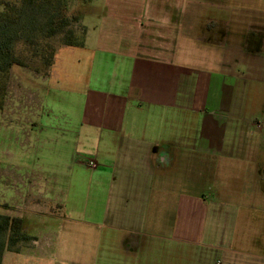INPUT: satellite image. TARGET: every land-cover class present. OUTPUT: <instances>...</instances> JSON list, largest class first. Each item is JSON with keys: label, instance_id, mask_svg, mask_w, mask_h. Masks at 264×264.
<instances>
[{"label": "crops", "instance_id": "crops-1", "mask_svg": "<svg viewBox=\"0 0 264 264\" xmlns=\"http://www.w3.org/2000/svg\"><path fill=\"white\" fill-rule=\"evenodd\" d=\"M183 1L169 17L100 22L96 35L80 18L84 46H61L79 65L58 48L43 76L28 75L48 86L44 97L31 91L36 113L16 132L30 137L14 156L31 152L49 208L88 221L96 248L112 247L102 264H264L263 105L241 79L264 76V0ZM50 182L70 195L57 198ZM163 191L176 199L165 228Z\"/></svg>", "mask_w": 264, "mask_h": 264}, {"label": "rangeland", "instance_id": "rangeland-1", "mask_svg": "<svg viewBox=\"0 0 264 264\" xmlns=\"http://www.w3.org/2000/svg\"><path fill=\"white\" fill-rule=\"evenodd\" d=\"M54 1V0H53ZM66 3L69 15H80L82 22L89 30L94 28L97 34L99 29L94 25L102 24V29L107 30L109 26L117 20H131L152 18L153 14L160 17V10L163 9V18L169 17L175 12L172 8L166 14V7L169 4H175L177 0H62ZM199 1L207 5L208 0H193ZM192 0H184L183 4L188 5ZM232 3L234 1H231ZM148 6L155 8L148 12ZM234 6V5H233ZM174 8V6H172ZM206 6L203 8L205 9ZM201 10L200 14L203 18L207 16V10ZM188 11V10H187ZM203 11V12H202ZM170 12L172 14H170ZM205 19L204 21H206ZM203 21V22H204ZM73 22H79L73 21ZM72 22V23H73ZM80 25H82L80 23ZM71 25H69L70 27ZM68 27V29H69ZM82 27V26H81ZM101 27V26H100ZM112 28V27H111ZM110 28V29H111ZM204 27H200L203 29ZM198 27L196 28V30ZM70 30V29H69ZM195 30V28H194ZM92 31V30H91ZM93 32V31H92ZM92 32H90L92 34ZM192 30L189 29V33ZM201 32V31H200ZM195 33V31L193 32ZM112 34V32H111ZM80 35H74L80 37ZM183 35H181L182 37ZM186 38V37H185ZM200 39H208L209 34L201 33ZM60 36L52 38L48 43L55 49L59 50V55L69 60L70 65H79L71 62L69 56H66L65 48L61 47ZM188 39V38H186ZM189 40H191L189 38ZM187 51L191 52L192 44L190 42H181ZM184 50L182 45H179ZM69 49V48H66ZM76 53L80 50H75ZM21 56L24 59L25 67H14L9 71L6 83L5 98L2 109L0 110V214L16 217H29L25 219V224L28 229L27 234L31 240L20 243L16 252H4L2 264H102L101 261L112 260L113 250L107 245L103 250V245L97 246L98 236L95 234V227L87 225L88 221L83 219H72L66 217L65 213L59 208L52 210L49 208L50 202H46L49 198L48 191H43L44 187L39 185L36 170L35 159L30 152L28 155L15 157L13 152L14 147L22 141H28L30 134L20 137L16 132L24 131L29 128L32 115L37 109V100L32 95L31 91L45 96L46 87L41 86V83L32 79L30 76H41L48 70L49 67L43 66L41 60L34 57L28 50H21ZM76 54V55H77ZM78 58V57H76ZM81 67L86 65L84 56L79 59ZM262 65H264V51L261 57ZM247 76V77H246ZM254 73L249 71L248 75L242 77V84L246 86L249 99H255L256 103L263 105V111H259L257 123L264 127V76L259 81H254ZM261 78V77H260ZM258 82V83H256ZM56 81H50L49 86L55 84ZM56 116V119H54ZM51 118L57 122H62L60 115L53 113ZM24 125V126H23ZM258 130V129H257ZM264 133V130H258ZM263 131V132H262ZM24 135V134H23ZM44 182L48 174L42 173ZM49 184V183H47ZM46 184V185H47ZM55 189L53 194L57 198L63 200L68 195L62 185L57 186L50 182ZM87 182L82 181L78 184L76 193L79 195L85 194ZM47 188V186L45 187ZM52 194V195H53ZM72 195V192H71ZM173 194L163 191V228L166 224H173L174 213L176 212V201L172 198ZM157 205L161 202L155 201ZM79 207V203H77ZM94 209V205H89ZM35 217V218H34ZM162 224L158 219V226ZM100 236H108L107 233ZM51 240V245L48 248V242Z\"/></svg>", "mask_w": 264, "mask_h": 264}, {"label": "trees", "instance_id": "trees-1", "mask_svg": "<svg viewBox=\"0 0 264 264\" xmlns=\"http://www.w3.org/2000/svg\"><path fill=\"white\" fill-rule=\"evenodd\" d=\"M80 15H69L62 0H0V110L5 98L9 71L25 67L21 50H28L45 67L53 63L55 49L48 43L60 36L62 46L82 48L83 35L68 29ZM25 219L0 214V264L4 252H16L20 243L31 240Z\"/></svg>", "mask_w": 264, "mask_h": 264}, {"label": "built area", "instance_id": "built-area-1", "mask_svg": "<svg viewBox=\"0 0 264 264\" xmlns=\"http://www.w3.org/2000/svg\"><path fill=\"white\" fill-rule=\"evenodd\" d=\"M70 25L71 26L69 27V29L72 31L73 35H80L83 33V29L80 25V22H73ZM257 126H259L258 123ZM83 164L91 169H95L97 167V164L94 160H85L83 161Z\"/></svg>", "mask_w": 264, "mask_h": 264}]
</instances>
